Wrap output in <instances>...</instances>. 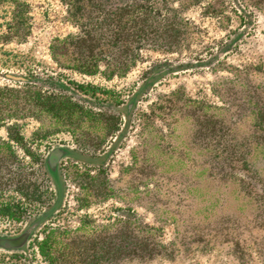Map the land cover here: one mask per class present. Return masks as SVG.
I'll list each match as a JSON object with an SVG mask.
<instances>
[{
    "label": "rangeland",
    "instance_id": "374dc122",
    "mask_svg": "<svg viewBox=\"0 0 264 264\" xmlns=\"http://www.w3.org/2000/svg\"><path fill=\"white\" fill-rule=\"evenodd\" d=\"M70 3L0 0V264H264V0L85 70Z\"/></svg>",
    "mask_w": 264,
    "mask_h": 264
},
{
    "label": "trees",
    "instance_id": "16d2710c",
    "mask_svg": "<svg viewBox=\"0 0 264 264\" xmlns=\"http://www.w3.org/2000/svg\"><path fill=\"white\" fill-rule=\"evenodd\" d=\"M71 1L67 12L76 18L75 22H80L82 31L71 38L70 55L80 63L78 68L83 70L97 66L100 61L116 68L124 60L134 63L145 49L174 52L183 46L187 37L186 21L181 16L180 7L184 9L198 4L213 13L221 11L224 6V0ZM174 2L177 6L173 5ZM124 56L126 59H123ZM4 214L14 218L17 213L5 210ZM21 235L0 238L13 239ZM117 252L121 257V251ZM61 258L62 264H69L73 254L63 253Z\"/></svg>",
    "mask_w": 264,
    "mask_h": 264
},
{
    "label": "water",
    "instance_id": "95a60500",
    "mask_svg": "<svg viewBox=\"0 0 264 264\" xmlns=\"http://www.w3.org/2000/svg\"><path fill=\"white\" fill-rule=\"evenodd\" d=\"M61 155H64V154H61ZM26 236H27L26 233H24L18 238H13V239L0 238V247H2L3 249H6L10 246V245L8 246L9 243L13 244L12 246H14L15 248L23 247V245L27 241ZM12 246H10V247H12Z\"/></svg>",
    "mask_w": 264,
    "mask_h": 264
}]
</instances>
